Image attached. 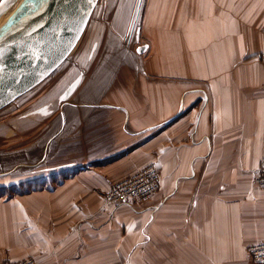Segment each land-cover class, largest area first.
Returning a JSON list of instances; mask_svg holds the SVG:
<instances>
[{
    "label": "crops",
    "instance_id": "0c3cea01",
    "mask_svg": "<svg viewBox=\"0 0 264 264\" xmlns=\"http://www.w3.org/2000/svg\"><path fill=\"white\" fill-rule=\"evenodd\" d=\"M255 2L229 1L226 16L207 4L201 15L194 0L191 22L166 15L132 64L92 44L59 94L74 102L61 107L69 149L55 156L67 162L49 167L61 177L0 198V264H250L246 246L264 240V188L253 181L264 161V0ZM147 164L160 172L152 197L105 200L113 181Z\"/></svg>",
    "mask_w": 264,
    "mask_h": 264
},
{
    "label": "rangeland",
    "instance_id": "374dc122",
    "mask_svg": "<svg viewBox=\"0 0 264 264\" xmlns=\"http://www.w3.org/2000/svg\"><path fill=\"white\" fill-rule=\"evenodd\" d=\"M193 1H99L87 29L71 55L52 75L25 95L0 109V198L12 196V191L20 192L51 186L56 183L54 180L58 181L61 177L52 173L53 168L49 167L60 162L61 164L67 162L65 158L55 156L61 152L60 148L63 146L65 152L69 149L70 145L67 143L70 124L67 117L63 119L61 107L65 109L68 102L70 104L74 102L70 99L62 101L59 94L68 82L82 74L83 65L87 64L92 44L98 40L99 43H103L100 44L103 49L114 47V51L121 50L122 62L124 59H131V64L135 63L136 58H140L138 55H143L136 51V47L142 43L152 45L154 38L151 34L155 27L166 23L164 19L166 15L169 21L176 20L180 25L193 18L196 12V9L192 7ZM229 1L236 3L240 0H206V2L198 0L201 15L204 11L203 4L205 6L207 4V6H215V9L221 7V12L227 16L229 12L234 11L229 9V4H225ZM255 1L254 5L261 4V0ZM95 28H97L96 32ZM91 31L94 33L88 40L86 36L90 37ZM110 50L113 51V49ZM114 57L110 58L111 61ZM113 62L117 64L119 61ZM81 65L82 67H78ZM91 72H93L92 67L87 74ZM49 106H53L54 113H51L52 109L48 108ZM27 115L29 120L25 119ZM11 168L14 169L11 170ZM54 168H58L57 165ZM52 175L56 178L52 179Z\"/></svg>",
    "mask_w": 264,
    "mask_h": 264
},
{
    "label": "water",
    "instance_id": "95a60500",
    "mask_svg": "<svg viewBox=\"0 0 264 264\" xmlns=\"http://www.w3.org/2000/svg\"><path fill=\"white\" fill-rule=\"evenodd\" d=\"M14 1L0 0V17ZM36 1L0 37V109L52 75L71 55L100 0ZM147 45L139 44L136 51L144 52Z\"/></svg>",
    "mask_w": 264,
    "mask_h": 264
},
{
    "label": "built area",
    "instance_id": "2783aa9c",
    "mask_svg": "<svg viewBox=\"0 0 264 264\" xmlns=\"http://www.w3.org/2000/svg\"><path fill=\"white\" fill-rule=\"evenodd\" d=\"M254 183L264 188V161L260 163L253 176ZM160 186V172L154 164H147L112 182L105 193V200L110 203H124L132 200L145 201L152 197ZM250 264H264V240L252 242L246 246ZM10 264H37L32 257Z\"/></svg>",
    "mask_w": 264,
    "mask_h": 264
},
{
    "label": "bare ground",
    "instance_id": "6f19581e",
    "mask_svg": "<svg viewBox=\"0 0 264 264\" xmlns=\"http://www.w3.org/2000/svg\"><path fill=\"white\" fill-rule=\"evenodd\" d=\"M36 2V0H15L13 4L0 17V37L3 33L4 36L8 34V28L13 24L16 25V22L20 17L23 16L25 10L32 9L35 4H37ZM23 22L24 20H22L19 25H22Z\"/></svg>",
    "mask_w": 264,
    "mask_h": 264
},
{
    "label": "trees",
    "instance_id": "16d2710c",
    "mask_svg": "<svg viewBox=\"0 0 264 264\" xmlns=\"http://www.w3.org/2000/svg\"><path fill=\"white\" fill-rule=\"evenodd\" d=\"M51 178L52 179H55L56 177H54L53 175L51 176ZM41 179H42V177H41ZM35 180V179H34ZM54 182H57L56 180H54ZM42 185V184H41ZM19 186V185H18ZM43 187V186H42ZM28 190H30V189H26V190H22V191H12V194L14 195V194H19V193H24V191H28Z\"/></svg>",
    "mask_w": 264,
    "mask_h": 264
}]
</instances>
